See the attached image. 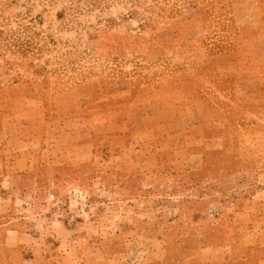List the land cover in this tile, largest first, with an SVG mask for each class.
<instances>
[{
    "label": "rangeland",
    "instance_id": "rangeland-1",
    "mask_svg": "<svg viewBox=\"0 0 264 264\" xmlns=\"http://www.w3.org/2000/svg\"><path fill=\"white\" fill-rule=\"evenodd\" d=\"M0 264H264V0H0Z\"/></svg>",
    "mask_w": 264,
    "mask_h": 264
}]
</instances>
